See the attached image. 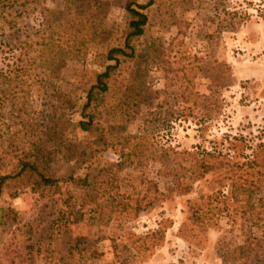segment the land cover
<instances>
[{"label": "rangeland", "instance_id": "1", "mask_svg": "<svg viewBox=\"0 0 264 264\" xmlns=\"http://www.w3.org/2000/svg\"><path fill=\"white\" fill-rule=\"evenodd\" d=\"M148 2L31 0L0 30V173L28 157L76 178L0 194V264H252L245 245L264 238V0H153L103 99L109 146L77 127L126 5ZM245 179L262 185L251 198L234 191Z\"/></svg>", "mask_w": 264, "mask_h": 264}, {"label": "trees", "instance_id": "2", "mask_svg": "<svg viewBox=\"0 0 264 264\" xmlns=\"http://www.w3.org/2000/svg\"><path fill=\"white\" fill-rule=\"evenodd\" d=\"M30 2L31 0H0V30L5 27L14 28L18 16L23 13L22 8ZM152 4L153 0H149L147 4L135 5L129 3L126 5V18L124 27L121 30V44L109 47L105 52L100 53L99 64L104 69L101 71L93 70L90 72L88 81H86L85 101L81 105V119L78 121L77 127L85 133H98L107 146H109V143L102 121L103 99L109 92L111 82L122 66L127 61L135 58L137 50L134 41L146 32L149 16L145 10ZM21 68L23 71L27 70L25 65H22ZM3 75V71L0 70V79ZM83 144V142H79L74 145L77 155L82 152ZM86 155L87 153L84 152L82 158ZM237 165V163H233L231 168L237 169ZM236 174H239V172L236 171ZM75 180L76 178L73 175L68 178L55 176L49 171L43 170L37 161L23 157L18 159L17 168L14 171L5 174L0 173V194L3 191L12 193L28 187L43 192L57 187L60 183ZM245 181L248 183L243 182L244 184L242 186L238 185L237 189L234 186V191L238 195L248 194L251 198L252 195L260 191L261 182L248 181V179H245ZM245 184L246 186H244ZM244 254L252 260V264H264V238L262 240L249 238L245 245Z\"/></svg>", "mask_w": 264, "mask_h": 264}]
</instances>
